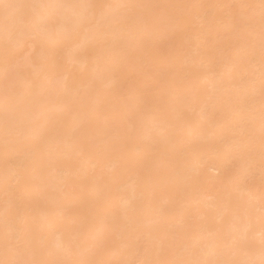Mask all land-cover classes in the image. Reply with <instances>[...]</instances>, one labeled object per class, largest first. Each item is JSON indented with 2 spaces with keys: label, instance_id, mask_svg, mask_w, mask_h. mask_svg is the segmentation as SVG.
Segmentation results:
<instances>
[{
  "label": "bare ground",
  "instance_id": "bare-ground-1",
  "mask_svg": "<svg viewBox=\"0 0 264 264\" xmlns=\"http://www.w3.org/2000/svg\"><path fill=\"white\" fill-rule=\"evenodd\" d=\"M0 264H264V0H0Z\"/></svg>",
  "mask_w": 264,
  "mask_h": 264
}]
</instances>
